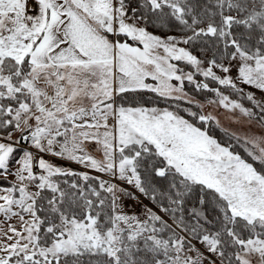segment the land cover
Listing matches in <instances>:
<instances>
[{"label": "snow or ice", "instance_id": "6c2138e0", "mask_svg": "<svg viewBox=\"0 0 264 264\" xmlns=\"http://www.w3.org/2000/svg\"><path fill=\"white\" fill-rule=\"evenodd\" d=\"M0 264H264V0H0Z\"/></svg>", "mask_w": 264, "mask_h": 264}]
</instances>
